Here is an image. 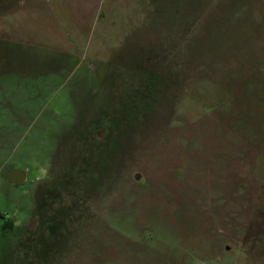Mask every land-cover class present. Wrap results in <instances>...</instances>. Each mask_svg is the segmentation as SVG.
Wrapping results in <instances>:
<instances>
[{"label": "rangeland", "instance_id": "374dc122", "mask_svg": "<svg viewBox=\"0 0 264 264\" xmlns=\"http://www.w3.org/2000/svg\"><path fill=\"white\" fill-rule=\"evenodd\" d=\"M0 264H264V0H0Z\"/></svg>", "mask_w": 264, "mask_h": 264}, {"label": "water", "instance_id": "95a60500", "mask_svg": "<svg viewBox=\"0 0 264 264\" xmlns=\"http://www.w3.org/2000/svg\"><path fill=\"white\" fill-rule=\"evenodd\" d=\"M7 177L13 183H20L25 179V174L21 170L12 169L7 173Z\"/></svg>", "mask_w": 264, "mask_h": 264}, {"label": "flooded vegetation", "instance_id": "af4514ba", "mask_svg": "<svg viewBox=\"0 0 264 264\" xmlns=\"http://www.w3.org/2000/svg\"><path fill=\"white\" fill-rule=\"evenodd\" d=\"M100 126H101V125H100ZM97 128H98V127L95 128V129H96V133H98V131L100 130V129L98 130ZM99 128H101V127H99Z\"/></svg>", "mask_w": 264, "mask_h": 264}, {"label": "trees", "instance_id": "16d2710c", "mask_svg": "<svg viewBox=\"0 0 264 264\" xmlns=\"http://www.w3.org/2000/svg\"><path fill=\"white\" fill-rule=\"evenodd\" d=\"M5 226H7V224H5Z\"/></svg>", "mask_w": 264, "mask_h": 264}]
</instances>
